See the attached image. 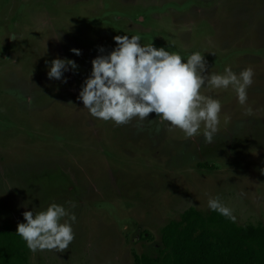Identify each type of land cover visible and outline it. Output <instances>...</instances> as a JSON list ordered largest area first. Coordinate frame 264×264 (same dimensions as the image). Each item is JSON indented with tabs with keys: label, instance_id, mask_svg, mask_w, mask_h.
<instances>
[{
	"label": "rangeland",
	"instance_id": "1",
	"mask_svg": "<svg viewBox=\"0 0 264 264\" xmlns=\"http://www.w3.org/2000/svg\"><path fill=\"white\" fill-rule=\"evenodd\" d=\"M123 35L184 61L200 52L205 74L251 67L246 105L231 87L201 89L222 105L210 144L203 125L187 137L155 113L119 126L91 116L79 91ZM56 58L78 66L67 83L47 76ZM214 197L236 224L264 226V0H0V230L52 203L76 216L70 246L29 250L28 264H136Z\"/></svg>",
	"mask_w": 264,
	"mask_h": 264
},
{
	"label": "clouds",
	"instance_id": "2",
	"mask_svg": "<svg viewBox=\"0 0 264 264\" xmlns=\"http://www.w3.org/2000/svg\"><path fill=\"white\" fill-rule=\"evenodd\" d=\"M140 39L139 35L116 36V47L91 61L90 76L84 80L78 94L83 108L91 116L118 126L133 118L142 122L155 113L170 129H179L187 137L197 135L203 125L204 141L212 143L222 105L219 100L202 95L201 89L206 85L215 89L231 87L238 103L244 106L248 101L247 90L253 84L254 70L248 67L237 73L226 67L223 74H205L207 62L200 52L190 54L184 61L178 53L156 48L152 43L142 46ZM71 51L76 56L81 54L77 49ZM77 67L75 61L56 58L50 63L47 76L67 83L64 73ZM247 111L251 112V108ZM207 206L226 218L235 219L232 210L219 197L210 198ZM65 217L68 219L61 223ZM23 220L24 223L17 225L16 234L33 253L64 251L75 239L72 223L76 216L62 205L52 203L37 214L25 211Z\"/></svg>",
	"mask_w": 264,
	"mask_h": 264
},
{
	"label": "trees",
	"instance_id": "3",
	"mask_svg": "<svg viewBox=\"0 0 264 264\" xmlns=\"http://www.w3.org/2000/svg\"><path fill=\"white\" fill-rule=\"evenodd\" d=\"M28 252L16 231L0 230V264H28ZM136 264H264V226L189 208L161 229L157 253Z\"/></svg>",
	"mask_w": 264,
	"mask_h": 264
}]
</instances>
